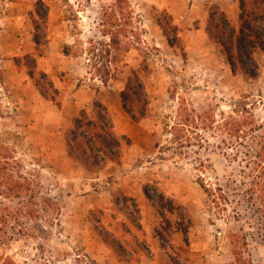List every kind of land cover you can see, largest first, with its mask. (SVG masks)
Instances as JSON below:
<instances>
[{
    "label": "rangeland",
    "instance_id": "rangeland-1",
    "mask_svg": "<svg viewBox=\"0 0 264 264\" xmlns=\"http://www.w3.org/2000/svg\"><path fill=\"white\" fill-rule=\"evenodd\" d=\"M213 1L0 0V264H132L151 236L168 264H264V56L255 79L231 73ZM133 74L135 120L120 99ZM75 85L121 135L103 170L46 118Z\"/></svg>",
    "mask_w": 264,
    "mask_h": 264
},
{
    "label": "trees",
    "instance_id": "trees-1",
    "mask_svg": "<svg viewBox=\"0 0 264 264\" xmlns=\"http://www.w3.org/2000/svg\"><path fill=\"white\" fill-rule=\"evenodd\" d=\"M252 9H248V4ZM239 0L240 14L237 18V25L232 23L219 9L214 8L209 17L208 32L214 36L220 48L224 51L226 62L231 73L237 69L246 77L255 79L259 65L255 61L254 54L258 51L264 56V35L258 30V24L264 34V11L260 6L264 0ZM249 11H248V10ZM38 44V41H35ZM144 88L138 76L133 74L127 81L126 90L121 93V106L123 111L132 120L141 119L146 113V96ZM96 119L92 120L86 116L85 111H81L73 120L72 128L68 131L71 144L81 142L84 147V159L102 170L107 162H112L115 157H119L120 139L115 135L111 120L108 117L107 108L101 104L95 105ZM98 156L95 157L94 153ZM160 212L176 214L180 220L182 216L173 201L164 203V196L159 195ZM137 207V205H136ZM159 212L162 218L163 213ZM167 224V223H166ZM176 231L180 232L184 243L188 244V227L178 224ZM122 255V254H121Z\"/></svg>",
    "mask_w": 264,
    "mask_h": 264
},
{
    "label": "crops",
    "instance_id": "crops-1",
    "mask_svg": "<svg viewBox=\"0 0 264 264\" xmlns=\"http://www.w3.org/2000/svg\"><path fill=\"white\" fill-rule=\"evenodd\" d=\"M213 2L215 4L214 8L219 9L227 18H229V20H231L230 18H234V19L238 18L240 14L239 0H214ZM213 9L212 8L210 10L207 9V12L205 10L204 15L207 20H209V17ZM43 60H46L49 63V62H53L54 58L46 57V58H43ZM73 90H74L73 95L72 94L70 96L67 95L64 97L63 100H61L60 107L57 109L56 113H53V112L46 113V118L49 120H53L51 121L53 122L52 125L57 128L71 130L73 120L79 115V113H81V111H83L84 109L85 110L90 109L89 93H86L84 90H82L79 87L77 88L76 85ZM84 93L85 95H83ZM91 119L94 120L95 118H91ZM131 128L138 129V125L134 124L133 127ZM117 136H121V135L117 134ZM128 176H131V175H128ZM140 190L141 189L139 187L138 191L135 192L134 194L140 197V200L143 199L142 200L143 201V205H142L143 211L146 214L149 213L150 214L149 216L153 215V217H155L153 213V207L150 206V203L147 200H145ZM129 196H132V195H129ZM110 208L113 210V212L117 210V206L114 202L113 204H111ZM152 221L154 222V220ZM125 224H127L126 226L128 228V231L130 230L132 233L134 232L135 234L134 236L137 237L138 236L137 233H139V229H137L127 220ZM145 233H147L149 237L151 236L150 232L148 233L147 229H145ZM148 242L150 246L146 248V252H142L141 250L132 252L133 257L138 256L139 260L137 262H131V263L132 264H168L167 254L162 248L156 245L155 238L151 236V239H149ZM117 256H118L117 260L119 264H128V262L124 260L125 258L120 253H118Z\"/></svg>",
    "mask_w": 264,
    "mask_h": 264
}]
</instances>
